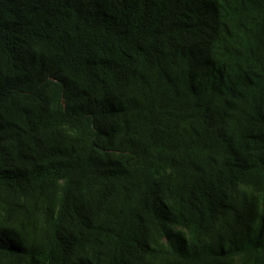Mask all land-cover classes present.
<instances>
[{"label":"trees","instance_id":"trees-1","mask_svg":"<svg viewBox=\"0 0 264 264\" xmlns=\"http://www.w3.org/2000/svg\"><path fill=\"white\" fill-rule=\"evenodd\" d=\"M0 264H264V0H0Z\"/></svg>","mask_w":264,"mask_h":264}]
</instances>
